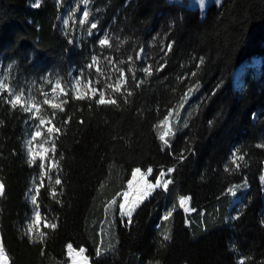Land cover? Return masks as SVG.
<instances>
[{"label":"trees","instance_id":"obj_1","mask_svg":"<svg viewBox=\"0 0 264 264\" xmlns=\"http://www.w3.org/2000/svg\"><path fill=\"white\" fill-rule=\"evenodd\" d=\"M61 10L58 0H0V65L34 80L53 72L65 78L93 51L124 68L127 83L123 95L107 90L118 106L71 94L62 99L64 112L42 103L60 128L52 158L61 183L39 187L41 224L31 233L28 194L40 162L30 165L25 148L29 114L0 92V238L8 264H69L68 244L84 248L91 264H264V0H223L203 18L168 0H88L97 28L79 41L77 33H62ZM103 33L112 47L97 45ZM252 58L260 60L259 77L245 75L236 93L232 75ZM148 64L152 76L139 71ZM133 66L136 79L146 81L138 88L128 72ZM125 89L133 92L127 103ZM185 93L165 144L161 122ZM237 149L244 156L239 169L231 164ZM173 167L168 191L155 190L131 223L116 216L135 169L152 168L153 180ZM241 185L246 190L232 218L229 189ZM181 197H190L191 213L180 208ZM52 223L55 229L45 227Z\"/></svg>","mask_w":264,"mask_h":264},{"label":"rangeland","instance_id":"obj_2","mask_svg":"<svg viewBox=\"0 0 264 264\" xmlns=\"http://www.w3.org/2000/svg\"><path fill=\"white\" fill-rule=\"evenodd\" d=\"M168 1L185 5L188 8L193 9V10L197 9V10H199V12L201 14V18H203L208 6H210L212 4L219 6L223 0H221V2L219 4H217V0H205V6L203 7V9H201V7H200V0H168ZM58 3L62 7L61 16H60V23H61L60 29H61L62 33L64 35H73V34L77 33V36H76L77 41L87 39V37L89 36V32H88L89 27H86V26L90 25L93 22V20L91 19L92 17L89 14V10H88V0H87V3H85V0H78V1L77 0H58ZM85 10L88 12V17H87L86 22L83 25H81L79 23V21H80V19L83 18V12ZM65 20L68 21L67 25H65V23H64ZM97 33L98 32H94V35H97ZM104 34L105 33L99 34L96 37L95 40H96V43L98 46H100L98 41L100 39L104 38ZM92 56H97L99 58V67L105 68L107 70V74L112 77V80L114 82V80L117 76L114 77V73H113L114 67H113L112 60H111V63H109L108 60L106 59L108 56L101 57L99 54L94 53L93 51L89 57L90 59L87 62H83L81 66L77 67L76 70L72 71L69 74V76L65 77V78H63L61 76V74L58 75V74L53 72V74H46L44 77H42L38 80H34V79H31L30 77L22 76L15 71H14V73H12L10 71L11 70V67H9L10 65L4 66V67L0 65V79L7 77V79L5 80V83L9 84L10 87L11 86L23 87L25 90V95H27L30 91L32 97L35 98V102L39 103L40 107H41L40 113L36 114L37 118H32V116H33L32 112H27L29 114V116L26 120V139H25L26 151H27V146L29 145V142H31V147H32L33 153L35 155V161L39 160L40 165L42 163L44 164L43 170L39 166L40 167V173L35 179H33V183L31 185V188H30V191L28 194V200H29V203H30L31 209H32L31 218L27 222L28 228H29V226H31V229L37 228V230H39V227L41 224L40 215H39V217L36 216V212L38 211L37 204L32 202V198L36 197L37 186L40 187L44 183H48L49 185H54L55 180H56V175H57L56 163H55L54 159L52 158L53 150L51 148V143H53V139L49 137V135L46 131V127L42 126L40 129L41 135L37 136L35 138V140H32V134L35 131H37V125L39 123L38 117L44 115L43 111L46 110L42 106L43 99H44L43 94L47 93L49 98L52 100V103L60 104L63 97L65 96L64 92L61 91V88H66L67 89V95L71 94L73 96V94H74V90L72 88L73 80L76 77H78L80 74V71L83 70L84 79L81 80V85H77L76 87L82 93H85L88 96H91V92L89 91V86H87L85 84V79L87 77H89V75H91L92 77H97L100 75L98 72H96L95 67H93L92 69H89L86 67L88 64L91 63ZM254 60L255 61L244 62L243 64L238 66L239 68H237L234 72V75H232L233 88H234V91L236 93L241 91L242 84H243V78L245 75L249 74V75L253 76L254 78L259 77L258 65L260 64V60L259 59H254ZM93 69H94L95 73L92 72ZM57 79H59L61 81V88H57L56 92L53 93L51 91V89L54 87L55 81ZM105 82L106 81L103 80V78H102L101 83H94L92 86L99 88ZM0 92H2V91H0ZM5 92H7V91H5ZM106 98H107V96H106ZM45 105H47V104H45ZM47 106H49V105H47ZM33 112H35V109H33ZM174 115L176 116L175 113H174ZM179 116H180V114H179ZM169 127L171 128V132L165 137V140H167L169 137H171L174 133V128L172 127V119H169V125L162 126L161 134L168 131ZM41 144H43V148L38 147V145H41ZM27 154H28V152H27ZM41 156H44L43 161L40 159ZM164 171L166 172V170H164ZM141 172L145 173V175L143 177L138 175V176H136L135 179H133V175L131 176V179L129 180V182L132 183V187L129 188V182H128L126 190L121 193V199H120L119 204L123 202V193L128 192L129 197L131 199V198H133L135 193H137L138 191L143 189V187L146 183H155L156 178H158L160 176V173H159L153 180H151L150 177L152 176L153 171L151 174H147V170H141ZM167 176L168 175L163 177V179H167ZM262 177H264V173H263ZM262 177H261V184H262V192H263V197H264V179H262ZM245 187H246L245 185H241L240 187L232 188V191H230L231 195H233V197H234V201L229 208L230 215L232 218L235 217V213L237 212L240 200L242 199L244 192L246 190ZM159 189L160 188H158L156 190H159ZM119 204H118V208L116 211V216L119 218H122L121 213H120V209H119ZM113 207H114V204H111L109 206L110 209L108 212H112ZM187 207L190 209V211H188V212H186L183 208H181V207L180 208L182 210H184L186 213H191L189 201H188ZM125 218H127V217H123V219H125ZM0 243H1V238H0ZM75 250H76V252L79 251V249H75ZM67 255L70 259L69 264H72V258L69 255L68 248H67ZM73 255L75 256V252L73 253ZM85 257L87 258L86 264H91L90 259L86 255V251L81 256L76 257L78 264H79V261L83 260ZM6 261H8L7 256H6ZM0 264H3V262H0Z\"/></svg>","mask_w":264,"mask_h":264},{"label":"snow or ice","instance_id":"obj_3","mask_svg":"<svg viewBox=\"0 0 264 264\" xmlns=\"http://www.w3.org/2000/svg\"><path fill=\"white\" fill-rule=\"evenodd\" d=\"M221 2V0H217V4H219ZM85 3H87V0H85ZM205 6V0H200V7L201 9H203V7ZM88 17V12L85 10L83 12V18L80 19L79 23L81 25H83ZM65 25H67L68 21L65 20L64 21ZM97 28V24L95 22H92L90 24V27L88 29L89 35L92 34V29ZM99 45L101 47L104 46H108L109 48L112 47L111 44V40L110 37L108 36L107 33L104 34V38L100 39L98 41ZM168 50H171V45H168ZM144 49L141 48L139 52H137L136 54V59L138 60H142L144 59ZM108 60L109 63H111V57H107L106 58ZM132 58L129 57V62H131ZM120 64H123L124 61L121 60L119 61ZM200 63H203V60L201 59ZM10 67V66H9ZM89 69H92L93 67H95L96 72H98L100 75L97 77H92L91 75H89V77H87L85 79V84L87 86H89V91L91 92V96H88L85 93H82L76 86L77 85H81V80L84 79V72L83 70L80 71V74L78 77H76L73 80L72 83V88L74 90V94H73V99L76 100H83V99H95L97 96L99 97L98 99H95V102L97 105H117L118 106V102L117 99L112 96L111 93H108L107 90L111 89L112 93H122V85L127 83V79L125 76V69L124 68H117L115 66L114 70L116 72L119 73V75L115 78L114 82L112 80V77L110 75L107 74V70L105 68H101L99 67V58L97 56H92L91 58V63L88 64L86 66ZM164 65H160L158 67H156V71H162L163 70ZM139 71L145 73L147 76H152L153 75V65L152 64H148L147 66H142ZM128 72L132 73V80L134 82V86L135 87H140L141 84L145 83L146 81L144 79H140L137 80L136 76H135V67H131L128 69ZM192 75H195V73H192ZM103 78V80H105L106 82L102 84L101 87L96 88L93 87L92 85L94 83H101V79ZM7 79V77H4L3 79H0V91H7L8 92V96L11 97V99L8 100V103L11 104L12 108L15 109L17 104L20 105L21 109L24 112H32L33 116L32 118H37L38 113H40L41 111V107L39 103L35 102V98L32 97L30 91L27 95H25V90L23 87H18V86H9V84L5 83V80ZM57 88H61V81L59 79H57L55 81V85L54 87L51 89V91L53 93L56 92ZM61 91L64 92L65 96H67V89L66 88H61ZM124 91H126V96H124V102L127 103V97L132 96L133 92L129 89H125ZM193 91V89H189V92ZM44 99H43V104H47L49 105L51 108L53 109H59L60 112H64V108H63V104H66L68 101L67 99L62 100L60 102V104H55L52 103V100L49 98L47 93H44ZM107 96V98H106ZM187 99V93L184 94V97L182 98L178 108L176 109H170L168 112V116H166L164 118V120L161 122L160 126H167L169 125V119L170 117H172L173 112H175L176 116L179 117V110L183 109V105L184 102H186ZM33 109H35V112H33ZM56 117V113L52 112L51 116H47V115H42L39 116V123L37 125V131H35L32 134V140H35V138L37 136L41 135V127L44 126L46 127V131L49 135L50 138L54 139V134H58L60 132V128L58 126H56L53 121L55 120ZM68 120H70V117L68 119H66L64 122L67 123ZM81 123H83V121H81ZM184 126H187V122H184ZM171 132V128H168V131L162 133L160 135V139L162 141L165 142V144H167V141L165 140V137ZM258 146H262V145H258ZM39 148H43V144L38 145ZM51 148L53 151H55V143H51ZM239 149L235 150L232 153V157H231V164L235 165L236 169H239L241 167V164L244 162V156L243 155H239ZM27 152H28V157H29V164L32 165L35 162V155L33 153L32 147H31V142H29V145L27 146ZM40 159L43 161L44 160V156H41ZM182 159V157H181ZM41 169H44V164L42 163L40 165ZM152 168H148L147 169V174H151L152 173ZM175 171V168H168L166 170V172L164 170H161L160 172V176L158 178H156L155 183H146L143 187L142 190L138 191L137 193L134 194L133 198L130 199L129 197V193L125 192L123 193V202L119 204V209H120V213L122 218L123 217H127V220L129 223H131L132 220V215L133 213L136 211L137 208L140 207V205L146 200L148 199L150 196H152L153 192L160 188L163 189V191L167 192L169 189V185L173 183L172 179H163V177H165L166 175L170 176V174L172 172ZM225 171H230V168L226 165L225 166ZM133 179L136 178V176H144L145 173L141 172V169L137 168L133 171ZM262 179H264V177H262ZM55 183L57 185H59L61 183V180L59 178H57L55 180ZM4 184L2 182H0V196L4 195ZM132 187V183L129 182V188ZM39 190V186H37V192ZM229 191H232V189H229ZM53 195H55V192H53ZM190 200V197H181L179 200V206L181 208H183L186 212L190 211V209L187 207L188 201ZM32 202L36 203V199L35 197L32 198ZM116 201L115 199H113L110 202L111 204H115ZM109 205V206H110ZM106 211H107V207H106ZM40 213L39 211L36 212V216L39 217ZM172 212L169 211L167 213V215L164 217L165 219L168 218V216H171ZM262 223H264V221H262ZM45 227H50L52 229H55L57 227V225L55 223L52 224H45ZM32 229L31 226H29V233H31ZM46 236L45 233H41L40 234V241L41 243H43V239ZM164 240H169L170 236L168 234H165L163 236ZM30 241L35 242L34 240H32V237L30 235ZM68 251H69V255L72 258V264H78V261L76 259L77 256H81L84 252L85 249L84 248H80L78 252H76L75 249H73L71 244L67 245ZM75 252V256L73 255V253ZM101 254V250L97 249V255L99 256ZM87 258L85 257L83 260L79 261V264H86ZM0 262H3V264H7L6 261V255H5V251H4V247L3 244L0 243ZM240 264H243V260L240 261Z\"/></svg>","mask_w":264,"mask_h":264},{"label":"crops","instance_id":"obj_4","mask_svg":"<svg viewBox=\"0 0 264 264\" xmlns=\"http://www.w3.org/2000/svg\"><path fill=\"white\" fill-rule=\"evenodd\" d=\"M7 264H8V261H7Z\"/></svg>","mask_w":264,"mask_h":264}]
</instances>
